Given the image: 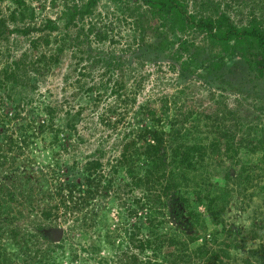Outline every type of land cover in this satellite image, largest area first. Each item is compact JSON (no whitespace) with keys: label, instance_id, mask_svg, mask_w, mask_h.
Instances as JSON below:
<instances>
[{"label":"rangeland","instance_id":"rangeland-1","mask_svg":"<svg viewBox=\"0 0 264 264\" xmlns=\"http://www.w3.org/2000/svg\"><path fill=\"white\" fill-rule=\"evenodd\" d=\"M86 1L0 0V20L14 30L0 37V163L9 157L7 165H0V186L15 192L14 199L5 196V208L12 214L0 212V252L11 258L0 264H125L131 252L138 251L129 248L128 228L139 223L146 229L144 218L137 221L134 216L125 225L121 220L136 207V199L144 197L145 201L150 190L131 181L126 171L129 165L123 168L120 164L114 175L116 183L127 184L126 192L111 189L109 196L99 195L77 211H67L61 196L55 195L49 204L58 203L60 211L51 220L44 219L37 208H46L48 203L42 198L56 193L60 183H77V196L79 189L89 188L84 177L86 161L102 151L106 152L102 156L103 183H107L136 130L153 124L151 118L138 114L143 106L154 108L167 130L176 123L187 139L215 136L218 130L238 134L242 119L255 122L257 114L264 118V75L251 68V55H244L241 49L225 51V64L213 70L210 66L216 51L206 33H183L138 0L121 4L99 0L92 14L78 17L77 23L68 26L71 11L67 13L66 6H83ZM202 2L187 0L190 12L199 13ZM224 2L240 28L249 25L252 15L264 19V0ZM211 6L205 4L201 14H211ZM91 26L94 32L89 33ZM97 33L107 38L99 40ZM22 53L35 66L27 72L30 84L6 85L4 70H14ZM11 142L15 151L9 147ZM166 148L160 150L169 155L171 148ZM138 165L143 176L146 161L142 159ZM25 173L36 182L32 203L21 197V186L13 187ZM37 175H43V180ZM168 177L169 170L164 171L162 182L166 184ZM215 180L211 194L220 198L224 192L229 198L224 223L221 217L214 224L204 205L188 208L180 220L170 207V196L164 195L165 201L159 203L164 230L179 240L186 239L183 242L196 257V264L205 262L197 258L205 245L219 249L222 264H264V195L259 193L263 179L244 190L235 167L230 179L218 176ZM155 190L162 193L160 184ZM63 193L67 195V188ZM0 197L4 198L1 187ZM22 209L25 211L20 213ZM193 209L205 219L192 229L189 211ZM105 216L111 225H104ZM39 224L48 228L40 231ZM56 230L63 231L61 239L55 238ZM194 231L200 235L197 240L186 236ZM108 233L117 236L112 246L104 242ZM147 255L152 252L142 254L143 260ZM161 262L151 264H163V259Z\"/></svg>","mask_w":264,"mask_h":264},{"label":"trees","instance_id":"trees-1","mask_svg":"<svg viewBox=\"0 0 264 264\" xmlns=\"http://www.w3.org/2000/svg\"><path fill=\"white\" fill-rule=\"evenodd\" d=\"M99 0H88L79 6L74 4L73 6H66L67 13L70 12L68 26L77 23L78 17L83 19L88 14H92L96 9V5ZM114 3L121 4L124 0H110ZM142 2L146 7H149L150 13L157 15L159 18L165 20L166 18L171 20L173 25H177L178 30L186 33L190 30H197L199 33H206L207 38L212 41V45L216 54H213L211 60V66L214 69H221L225 64L223 53L229 51L230 53H236L241 49L244 55H251L249 64L251 68H255L260 75H264V19L259 18L256 15H252L248 26L240 28L232 21L228 14L229 4L224 3L222 7V1L220 0H203L200 3L201 10L199 13H192L187 4V0H138ZM205 4L212 5L209 9L212 13L208 16L202 15L201 12L204 9ZM33 17V16H32ZM264 17V13H263ZM49 22H52L50 20ZM53 26L52 29H55ZM26 29L24 32H26ZM12 29L9 28L6 21L0 20V37L5 33H11ZM94 32V26H91L89 33ZM107 35L97 33V39L104 41ZM233 43V46H231ZM219 46V47H218ZM219 49H218V48ZM213 51V52H214ZM27 53L21 54L15 62V69L11 72L5 71V77L3 78L6 85L9 83H16L23 86H29V79L27 77L28 70L34 68V64L30 61L27 62ZM218 57L219 59H217ZM186 64V63H185ZM110 66V64H108ZM188 69V65L183 66ZM183 68V69H184ZM3 72V73H4ZM32 88L35 85L31 86ZM112 109V108H110ZM115 112V111H114ZM138 114L142 118H151L153 121L152 126H145L136 130V136L131 138L125 145V150L122 153L123 156L118 160V164L113 166L112 176L108 177L107 183L104 181L103 159L106 152L102 151V154L98 157H91L86 161L85 166V178L88 179L89 188L79 189L80 192L77 196L75 189L78 186L75 182L60 183V186H56V193H49L46 197H43L42 201H47L48 205L40 209L41 215L44 219H55L60 211V205L58 203L49 204V199H53L55 195H60L62 204L70 211L82 210L89 206L90 203L96 199L97 196H109L110 190L120 189L126 192V183H116L114 175L119 173V167L126 168L129 165L130 168L126 169L131 181L136 186H144L150 193L147 194L146 199H136V207L129 209L123 215L121 223L127 224L131 218L138 216L137 221L144 218L146 229L143 224L135 223L131 230L128 228L129 233V248L133 250V247L137 249V252H131V256H128L125 264H151L153 262L163 259V264L171 262L172 264H196V257L190 254L189 249L186 247V241L184 238H176L174 233H170L164 230V221L160 217L162 207L159 203L165 201V196H170V204L174 209L176 217L180 220L184 218V213L188 208L199 206L206 207L208 209V218L214 223L219 224L221 217L224 223V214L229 203V198L226 193L222 192L220 198H216L211 194L212 187L217 185L215 183V177L218 176L230 179L233 173V169L237 167L239 175L243 180L241 188L247 189L250 185L263 179V185L260 186L259 193L264 195V118L263 115L257 114L253 120L244 123L241 120L240 128L235 129L238 134L231 133L230 130L223 131L218 130L215 136L202 135L192 138H186V133L182 134L181 130L176 123L172 124V127L167 130L161 125V116H158L156 110L150 106H143ZM231 114V112H229ZM227 116L228 113H227ZM235 118V114L231 119ZM122 119V118H121ZM124 119V118H123ZM253 123H252V122ZM182 134V135H181ZM127 135V134H126ZM128 134L127 136H129ZM13 141V140H11ZM181 142H185L184 145ZM171 148L169 155H166L160 148L164 146ZM14 150V145L11 142L9 146ZM16 149V148H15ZM168 149V148H166ZM15 151V150H14ZM104 156V157H102ZM170 156V158H168ZM146 161L145 173L140 176L139 170L142 167L138 165L139 162ZM178 162L179 169L177 170ZM9 157L6 155L4 161L0 165H7ZM122 164V166L120 165ZM134 166V168L132 167ZM136 166V167H135ZM169 170V177L166 184L162 182L164 171ZM25 178L21 177L20 181L13 187L21 186V197L26 202H33L35 200L36 192L34 181L35 178L32 175L25 173ZM52 177V176H51ZM54 177V175H53ZM37 178H42L43 175H37ZM57 181V179H55ZM215 180V181H214ZM205 182V183H203ZM160 184L162 193L158 190L153 191L156 185ZM129 185V183H128ZM183 185L187 187L183 190ZM1 192H3L4 198L0 197V212L11 213L8 207L5 208L8 202L6 200L14 199L15 192L10 190L9 187L0 186ZM27 191H25V188ZM68 190L65 196L64 189ZM14 193V194H13ZM225 195V197H224ZM32 200V201H31ZM164 205H167L166 203ZM35 207H37L35 205ZM34 207V208H35ZM36 209V208H35ZM189 211V216L192 217L193 229L201 221L204 222L203 214L200 212L195 213V210ZM25 211L24 209L20 210ZM142 211V212H141ZM145 213V216L142 215ZM104 225H108L107 217L105 216ZM123 221V222H122ZM190 221V222H191ZM223 223L222 231H225ZM39 224L40 231L43 228H48ZM111 225V224H109ZM190 227V225H188ZM127 228V227H125ZM109 229V227H108ZM12 232V231H11ZM20 234L19 232H16ZM13 234L15 238H18L17 234ZM194 233V234H193ZM190 239L197 240L199 234L194 231ZM113 234L106 236L104 242H107L109 246L114 243ZM229 246V245H228ZM205 249L202 253L197 255L198 259L203 258L204 264H222L219 256V249H210L208 246H204ZM171 248L172 250H167ZM148 250L152 252V255H147L143 260L142 254H145ZM128 254L127 252H125ZM125 254V255H126ZM4 255V256H3ZM0 252V261L11 262V258L8 254ZM164 258H161V257ZM227 256H229L227 254ZM162 263V262H161Z\"/></svg>","mask_w":264,"mask_h":264},{"label":"water","instance_id":"water-1","mask_svg":"<svg viewBox=\"0 0 264 264\" xmlns=\"http://www.w3.org/2000/svg\"><path fill=\"white\" fill-rule=\"evenodd\" d=\"M54 236H55V238H57V239H61L62 236H63V231H62V230H56V231L54 232Z\"/></svg>","mask_w":264,"mask_h":264}]
</instances>
